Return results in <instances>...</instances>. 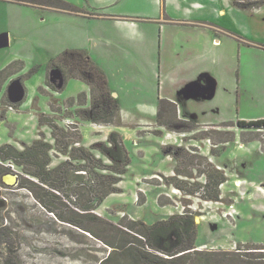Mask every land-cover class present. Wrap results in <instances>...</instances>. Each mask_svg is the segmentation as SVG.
<instances>
[{
  "label": "rangeland",
  "instance_id": "374dc122",
  "mask_svg": "<svg viewBox=\"0 0 264 264\" xmlns=\"http://www.w3.org/2000/svg\"><path fill=\"white\" fill-rule=\"evenodd\" d=\"M63 1L79 12L0 1V70L17 60L24 65L0 92V147L11 144L22 150L43 139L54 147L49 169L65 164L60 172L47 176L46 185L11 159L0 158V264H100L110 249L71 223L80 219L85 226L95 223L96 217L127 230L121 225L131 220L153 225L192 211L197 225L195 246L200 250L235 251L238 245L264 244V129L244 131L236 126L239 120L264 119V6L241 10L229 0ZM111 17L132 23L134 40L122 36L114 21L103 20ZM169 17L217 24L221 27L215 31L218 42L210 48L211 43L207 45L200 36L201 26L172 23L166 20ZM162 33L170 47L169 66L177 65L178 53L174 59L173 51L186 61L190 48L199 50H194V57L207 45L209 57L217 59L220 80L209 118L227 121L183 124L186 131L179 133L159 126L145 107L137 106L139 102L159 105V60L149 48L152 41L160 47ZM69 49L87 51L105 72L109 88L119 90L125 101L122 126L93 124L78 116L77 111L85 109L77 102L79 94L86 93L90 103L88 86L79 79L64 84L60 71L51 68ZM70 99H75L74 105ZM52 102L59 109L56 113L50 109ZM39 113L51 115L64 129L60 149L51 128L39 124ZM136 118L137 123L129 121ZM112 133L121 136L130 165L117 192L93 211L89 222L78 216L85 213L81 209L88 179L85 171L77 172L83 178H75L73 171L89 164L88 152L96 172L104 173L97 160L110 161L99 149ZM67 142L73 143L66 146ZM66 148L68 153L63 154ZM175 152L180 154L178 160L170 154ZM199 157H206L227 176L220 187V202L188 195L168 179L179 177L187 190L204 184L200 171L208 162ZM177 167L182 176L176 175ZM7 176L13 179L8 182Z\"/></svg>",
  "mask_w": 264,
  "mask_h": 264
},
{
  "label": "trees",
  "instance_id": "16d2710c",
  "mask_svg": "<svg viewBox=\"0 0 264 264\" xmlns=\"http://www.w3.org/2000/svg\"><path fill=\"white\" fill-rule=\"evenodd\" d=\"M0 1L57 8L70 13L79 12L75 6L63 0ZM230 2L233 7L241 10H256L264 6V0H230ZM18 65L19 67H17ZM23 67V62L17 60L0 70V92L5 83L12 79ZM51 68L60 71L64 84L68 79H79L89 87V105L86 93L79 94L77 98L80 107H85V109L77 111L81 120L98 125H123L120 104L113 97L106 74L94 63L87 51L82 49L66 50L60 55L57 62H53ZM47 83L49 87L54 89L50 81L47 80ZM69 102L74 105L75 99H70ZM50 109L53 113L59 110L53 102L50 104ZM156 119L159 126L179 133L186 131L182 127L183 124L197 126L191 121L180 119L177 105L166 99H160ZM38 121L41 126L47 125L51 128L56 146L60 149L61 144L65 143L64 129L55 123L51 115L45 113L38 114ZM236 126L244 131L264 129V119L239 120ZM157 134H161V132L157 131ZM76 142L79 141L74 143ZM72 143L67 142L66 146H70ZM53 149L54 147L43 139L34 140L32 144L25 145L22 150L11 144H6L0 147V158L3 160L11 159L23 167L25 174L36 177L43 184L48 185L47 176L60 172L65 165L61 164L54 169H49L52 161L50 153ZM99 151L110 161L107 164L102 163V160H97L100 163L98 165L100 170L104 173L96 172L97 167L91 165L95 162L91 161V155L88 152H86L85 161L89 159V164L85 165V169L73 171L75 172V178H83L82 175L84 174H78L77 172L85 171V179H88L85 184V207L81 209L85 213L78 216L80 218L85 217V220L89 219V222H91L90 218L93 216V211L108 196L117 192V185L123 180V176L130 165L129 153L118 133H112L107 140V144H102ZM62 153L67 154V148ZM170 154L176 160L180 157V154L176 152ZM70 156L76 157L72 153H70ZM200 158L208 162L207 166L209 167H204L200 171V176H205L206 178L204 184L198 183L197 187L194 184L187 190L184 187L186 183L184 184L181 181L182 179H178L179 177L175 178L174 176L168 179L173 182L172 184L175 188L186 192L188 195L196 196L198 194L205 201L220 202V187L227 181V176L221 169L214 167L206 157ZM175 172L177 176H182L178 167ZM186 176L188 178L192 177L185 174ZM53 189L58 190L56 187H53ZM37 198L43 200L39 195H37ZM42 202L49 207L44 200ZM160 203L163 206L166 204L164 200ZM50 212L54 213L55 209L51 208ZM195 216L194 212L185 211L182 214H174L169 219L158 221L153 225H147L138 220H131L126 226L121 225L127 230L119 229V227L110 222L100 220L99 217H96L95 223H85V226L80 219H73L71 223L85 229L87 233L101 240L110 249L108 256L100 264H264V244L238 245L235 251H204L198 249L195 246L197 236ZM97 220H100V225H97ZM98 228L99 230H97Z\"/></svg>",
  "mask_w": 264,
  "mask_h": 264
},
{
  "label": "crops",
  "instance_id": "0c3cea01",
  "mask_svg": "<svg viewBox=\"0 0 264 264\" xmlns=\"http://www.w3.org/2000/svg\"><path fill=\"white\" fill-rule=\"evenodd\" d=\"M99 8L105 9L106 7L100 6ZM162 14L164 18H167L166 12H163ZM189 15L191 17L192 13H190ZM103 20L114 21L115 25H120L119 29L117 30L120 31V34L122 36L124 34L125 36L129 37L131 40H134L133 38L135 37L134 34L135 30L130 28L133 27L132 23L123 22L120 19H117V17H111L110 19H103ZM166 20L171 21L172 23H178L182 25H193L194 27L201 26L203 28L202 31L198 30L200 32V36L204 37V40L207 45L211 43L210 48L215 47L214 43L218 42L216 32L217 30H220L221 27H219L217 24H213L208 21H201L198 19H191V18L175 20L169 17ZM223 30L224 29H222V31ZM196 36L197 34L190 37V40ZM166 42L167 41H164V35L162 33V36L160 37V47L159 44L156 45V42L152 41L151 47L149 48L153 54L158 55V58L156 59L159 60L156 64L158 67L157 82L159 83L160 86V90L158 93L159 100L166 99L175 103L178 109V117L182 120L192 121L201 125L214 124L218 122L227 121L224 118L223 120L218 122H211L210 121L211 118H209V116L213 113L211 109L212 108L211 103L212 101H214V98L220 89V80L218 74L216 73L217 59L214 57L212 58L211 56L209 57L208 55L209 50H205L207 45L203 46L201 48L202 52L194 57L192 56L194 50L198 53L199 50L196 48H190L187 51V52L190 51V58L187 59L186 61L181 60V55H179L180 52L173 51L174 59H176L175 53H178V61L176 60L177 65L169 66L168 61L170 59V47L166 44ZM180 48H184V47H180ZM186 49L187 48H184V51ZM90 51L91 53H93L91 47H90ZM109 83H111L110 78H109ZM110 90L113 93V97L116 98L117 101L119 102L121 108V114H122L124 111L123 105L125 104V101H123L122 95L118 89H110ZM226 93L230 94L228 89ZM214 105H215V101H214ZM137 106L145 107L146 111H148L150 116L157 118V112H158L157 103L153 102L148 105V104H140L139 102L137 103ZM216 109L218 110V108ZM129 121L131 122L135 121L137 123L138 119L136 118L134 120H129ZM139 122L142 121L139 120Z\"/></svg>",
  "mask_w": 264,
  "mask_h": 264
},
{
  "label": "bare ground",
  "instance_id": "6f19581e",
  "mask_svg": "<svg viewBox=\"0 0 264 264\" xmlns=\"http://www.w3.org/2000/svg\"><path fill=\"white\" fill-rule=\"evenodd\" d=\"M9 178H12L11 176H7L6 177V181L9 179ZM13 179V178H12ZM8 182H9V180H8Z\"/></svg>",
  "mask_w": 264,
  "mask_h": 264
},
{
  "label": "water",
  "instance_id": "95a60500",
  "mask_svg": "<svg viewBox=\"0 0 264 264\" xmlns=\"http://www.w3.org/2000/svg\"><path fill=\"white\" fill-rule=\"evenodd\" d=\"M15 179V178H14ZM14 183H15V181H14Z\"/></svg>",
  "mask_w": 264,
  "mask_h": 264
}]
</instances>
